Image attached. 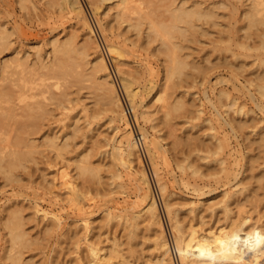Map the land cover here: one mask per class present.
<instances>
[{"label":"rangeland","instance_id":"obj_1","mask_svg":"<svg viewBox=\"0 0 264 264\" xmlns=\"http://www.w3.org/2000/svg\"><path fill=\"white\" fill-rule=\"evenodd\" d=\"M94 1L96 0H80L88 24L93 30V39H96L94 40L97 42L99 46L98 48L101 49V52L103 51L102 53L109 69L111 70V75L116 88L119 91L118 93L120 94L121 101L126 109L127 107L129 108L127 98L124 92H122L120 80L118 78L119 76L116 73L113 61L104 50V43L108 41H116L121 44L124 50L123 58L128 64L124 68L131 69L135 73L137 78L135 84L138 86V89H141V86L143 87L146 79L152 78V80H154L156 89L146 98L145 105H148L151 110V114L155 115L156 119L154 124L156 127L155 129H152L151 122H143L140 119H136L135 122L131 113L128 111L126 113V116L129 117L128 124L117 121L110 122V118L115 117V114L109 109L108 105H106L107 103L104 101L105 98L97 93L99 91L96 92L95 86L91 83V81L89 83L85 77L84 79L81 78V76L80 79L79 77H74L72 74L74 71L73 69V71L66 74V76L58 71L56 72L52 66L55 63L53 60L51 40L56 38L63 41L73 36L75 37V39L73 38L74 41H76L75 43L79 46L85 37L84 32L86 31L77 16L64 13V11L62 12L58 9V0H0V32L4 31L6 36L8 35L6 40L7 47L4 45L6 48L3 47L0 51V77L4 73L6 74V76L4 74L6 79L4 76H2L4 78L1 77L4 80H0V87H10L9 83H12L14 86V83L18 84L19 82L18 85L16 84L14 87L11 86L12 89L18 86L16 87L18 90L15 88V91H20L21 93L25 91L22 93L24 95L23 102L16 100L18 102V105L16 104V110H20L22 104V107L24 104H30L31 107H34L35 105L34 108L37 106H40L41 108V110L38 109L35 119L36 123H38L37 126L40 128L33 127V125L31 126L29 124L25 126L26 128L23 127L20 130H18L17 127H14L15 125H11L10 128L9 125L14 122L11 123L12 120H9L10 124H7L8 127L6 125H4L6 127H3V130H6L7 133L4 134L3 130L2 132L0 131V138L2 136L4 138H7L8 136L9 138L12 135L11 138L13 139L14 134L15 136L18 134L16 137L23 136L20 138L23 139L22 141L25 143L28 138V141L30 142L31 139V142H34L35 145H40L41 143L40 146L34 148V153H29L32 158L27 156L29 160L25 159L22 167H16L15 170H13V176H15L14 178L6 179L0 173V264H10V259L7 256L8 254L6 255L4 253L6 250V253H8V235H6L7 229L5 230L4 222H2L4 220L3 217H5L9 209L11 210L16 207L18 208V211H20V216L22 215L21 218L24 217V219H22L24 224L23 229L26 232V237L28 236L27 239L29 245H25L24 247L21 246L22 248L19 247V250L18 247H16L17 249H13V251L11 250L13 254L16 251H19L20 254L22 253L20 256V263L17 262L14 264H77L75 263L77 262L76 259L82 258L84 261L85 255L82 248H77L76 250L73 243L74 237H71L72 232L75 233V231L80 236L79 228L75 226L77 225V222L75 223V221L79 218V215L76 214L78 212L74 209V205L71 203V205H68L69 203L65 194L60 189L58 176V171L62 169L61 167L66 169L65 171L68 172V175H75V163H78L79 158L82 156L83 158L88 157L87 160L92 165L98 166V169H100V171H98L100 179H96L95 177L91 182L89 180L92 177L84 176L86 178L84 179V177L79 176V179L77 178L78 175L74 176L76 177L74 179L77 183L80 182L78 184L79 188H82L81 182L84 181V186L81 190L84 191L86 188L84 192L87 191L88 193L86 194L84 203L85 208L90 205L86 208V210L89 212L91 211L90 221L94 226H92V233L95 234L97 231L100 233L98 240L102 241L101 246H104L106 250L111 249L113 245H115L117 249V251L114 252L113 257H111L106 264H144L145 261L151 257L154 253L152 245L154 236L152 231H147V229H143L144 227L140 226L136 230L135 239L130 240L127 236L128 233L125 227L117 223L116 220H111L110 224L109 222L106 223L108 224V227L104 224L106 221H103V223L99 222V220L102 221L99 216L102 217V213L110 208L111 205L131 206V204L136 200V172L134 169L128 172L123 167L118 166L119 164L116 165L118 163L116 158H114L111 163L110 160L112 158L110 157H113L111 152L113 153L112 145L114 139L118 140L120 138V134L125 130L127 131L130 129L132 134L138 133V125L143 126L148 131L150 138L154 137V139L159 140L162 147L167 150L164 156L157 158V168L155 171V169L151 168L149 157L146 155V151L143 148L144 145H138V152L141 158L140 163L143 165L149 178L150 187L157 202V209L161 216L166 237L168 242H171V256L174 264L180 263L177 257V251L173 245L174 243L172 242L173 234L172 232L170 233L171 230H169L167 216L163 209L164 207L162 206L160 198L161 192L157 189L158 178H161L160 180L166 184L167 191L176 193L173 198L177 201L185 202L189 199V201H198L203 199L217 200L219 195L221 196L224 189H231L230 186L234 182L232 175L225 177L224 173H221L220 169V171L218 170V168H220V164L215 162V159H225V164L229 167V169H231V173L239 172L236 181L240 180V184L242 183L243 186H246L247 190L242 193L243 196L240 194V199L241 197H244V194H256V197L251 200V202L254 203L251 205L250 202V206L247 203L242 207L243 209L241 211L243 213L241 211V213L239 212L240 217L243 215L241 218H246L244 223L245 226L243 225V227L247 228L249 224L255 223V220L258 219H256V214L258 217H261V223L260 220L259 223L264 224V97L258 98L260 97L258 93L255 92L253 86L249 85V82L251 81L253 83L262 82V84H264V65L258 67L257 60L255 62L253 61L254 59L264 55V50L253 49L254 46L257 45L256 42H258V40H256V34L261 33L264 26L260 25L257 29L252 28L249 30L248 32L250 33H247L251 34V37H249L250 35L247 36L246 32L240 28L244 24L243 12L249 6L251 0H172L173 6L184 4V6L188 8L197 6L198 8L211 9L214 16L212 20L199 21V26L188 29L189 34L187 32L183 33L181 38L178 36L179 38L174 40L177 43H180L178 45H181V48L183 47L181 49L182 53H180H184L187 62L190 64L184 69L181 78L179 76L178 78L173 79L177 84L171 83V81L169 82L170 88L168 87L169 90L167 91L171 94L169 99H177L178 96H182L183 100L186 102V106L183 108L184 110H180L183 113H177L176 111L171 113V116L173 114L174 116L166 117L169 124L161 122L163 113H161V110L159 111L155 109L156 102L154 101L157 95L156 90L160 88L159 86L164 81V61H162L163 54H159L160 50L163 51V47H158L160 46L158 42L154 43L150 41L148 43L151 44L147 43L144 31V28H146V20L142 25V31H140L139 34H136V31L127 28L126 23L119 21L117 10L120 8V5L116 4V0L97 2L99 6L98 13H96L97 15L91 13L93 11L90 3ZM169 1L170 0H134V2H132V7L134 10H137L136 12L144 11V13L141 12L144 15L150 11V17L153 18L154 21L157 20L158 22V20H167L166 17L168 18V13L165 11V8L171 4V1ZM54 3H56V5ZM133 3H135L134 6ZM135 5H138L139 8H136ZM156 7L158 9H156ZM154 8L156 10H153ZM151 9L153 10L152 14ZM162 10H164L163 13L161 12ZM134 15L135 14H133V18ZM146 16L149 17L148 14ZM99 23L101 26H99ZM236 41L244 42L252 49L245 51L236 45ZM155 47L159 51H157ZM224 48H228V50H225ZM232 52H234L237 56H233ZM89 53L90 55L88 58L91 60L94 54L91 49L89 50ZM74 54L71 56L73 57V61H75L76 58V56L74 58ZM16 56L21 59L25 58L24 70H21L20 68H15L14 70L9 67L11 65L13 66L14 62H16ZM10 62L12 64H10ZM41 64L47 65L46 68H48H45V70L43 68V70H41L42 68H39L41 67ZM28 66H31L29 67L30 69ZM85 66L86 65H83V68ZM88 66L89 64L86 67ZM193 66L196 68L194 69ZM8 68L10 69L7 70ZM50 68H53L54 71L50 72ZM28 69L30 71H28ZM35 70H39L40 72ZM2 71L5 72L2 73ZM73 73L76 74L75 71ZM260 73H262L261 76L263 78L260 77V80L258 79V81L255 79V76ZM40 74H43L44 76H41ZM61 74L64 76V80L62 79L63 76ZM25 77H27V80ZM70 77L71 79L74 78V80H69ZM32 78H34V80ZM58 78H61L62 80H59ZM42 79H44V81ZM6 80L8 85L6 84ZM15 80L18 81L16 82ZM68 80L73 84H68ZM76 80H79L80 85H82L81 82L85 83H83V86H80ZM26 81L28 83L24 85ZM61 81L62 83H60ZM3 82H5V84ZM43 83L45 85L44 87ZM63 83H65V85L68 84V88L67 86H64ZM58 84L62 85H59L58 87ZM47 87L48 90H46ZM40 88L41 92H39ZM43 88H45V90ZM58 88H61L62 91L64 90V92H60V95L62 96L58 95L60 91ZM37 89L38 94H36ZM51 89L54 92L51 91ZM221 89L228 94L230 99L225 97H221L219 100L217 99L218 91ZM42 91H46V93H42ZM49 91H51V93H49ZM138 91L143 94L144 87ZM31 93L34 96H32ZM39 93H42L41 96H39ZM96 93L99 94V96ZM27 94L29 96H27ZM50 94H55V96L52 95L54 99ZM47 95H49V97ZM57 95L61 98L58 99ZM46 97L51 103L48 102L49 100L47 101ZM62 97H65V99ZM101 97L102 99L100 100ZM55 98V103H52ZM41 99L42 102L45 101L44 103L46 104H43ZM57 99L61 102L59 103ZM231 99H234L235 106L232 107L233 109H228L226 107ZM211 101L214 103L213 105L209 103ZM255 102L259 103L258 106ZM42 104L46 107H41L43 106ZM237 107L242 108L244 113H235ZM197 109L201 110L200 114H197ZM44 110H47V113L46 111L44 112ZM19 112L21 111H18V116L20 115ZM41 112H43V114ZM22 114L24 115L25 112ZM18 116L17 118L20 119ZM40 116L44 117L40 118ZM196 116L199 117L197 118ZM73 119H79L78 127L80 130L78 129V132H75V134L72 132V126L70 125ZM208 119H210V122H207ZM85 121L88 123L86 124ZM117 124L119 125V130L117 129L118 131L114 129V126ZM231 125H234V129L231 128ZM12 127L14 130H12ZM15 128L17 132H15ZM22 130L24 132H22ZM20 131L22 132V135H19ZM25 131H28L29 133ZM11 132L14 133L12 134ZM54 133L58 137L57 142L59 145L65 144L66 146H62L63 148L60 146V153H63L64 156L59 153V157V154H56L55 151L50 148L47 149V146L41 147L43 146L44 137L47 134L53 135ZM25 134H27V140L25 138ZM72 134L73 136H71ZM210 135H214L218 138L226 136L228 142L227 148L224 149V152H219L218 155L213 154L216 143ZM65 137H67L66 140ZM4 138L0 139V144H6L3 143ZM13 141L14 140L10 141V143ZM23 142H21L20 146L17 145L16 147H18L21 152L24 150L25 152H28V148L26 146L24 147ZM2 144L0 145V149L2 148ZM11 144L14 146V143ZM194 145H196V147ZM198 146H201V148ZM193 147H195V149ZM5 149L3 152L7 150ZM192 149H194V151ZM201 152L203 154H201ZM207 153L209 156H207ZM202 155L206 156L208 159L206 157V159H202ZM2 156L4 157L7 155L4 154ZM200 157L202 161L200 160ZM248 157L252 160H249ZM6 158L7 157H4L1 162L3 167L5 166L4 161H8V158ZM211 159L212 161H210ZM207 160H209V162ZM188 161H192L191 164L198 166L195 167L193 165L197 168V170L199 168L198 173L195 174L196 176L192 175L190 169L188 170L185 166L189 163ZM250 162H252L251 165ZM110 163L114 165L111 167ZM180 164L185 167L183 172L180 169ZM113 167L114 169L116 168V172L119 171L121 173L122 176L120 179L111 177V175L115 173V171H113ZM212 169L215 170V172ZM155 175L158 176V178ZM197 175L199 176L197 177ZM87 180L90 183H88ZM87 188L89 189L87 190ZM254 188L256 190L255 192ZM248 190L250 193H246ZM110 191L112 192L111 194H106L110 193ZM200 195L203 196L200 198ZM111 198L112 200L109 201ZM258 199L263 202L261 201L260 204V200ZM34 203L44 209L46 208L49 211L51 210L53 213L56 212L59 218H61V226L59 225L56 228H51L53 231L49 229L50 227H47L48 229H46V227L43 228L45 226V219H41L39 216H35L32 213L33 209L31 207H33ZM103 205L105 206L102 208ZM20 206L24 209V211L22 209L20 210ZM252 206L256 208L254 209V212H252ZM235 211L236 210L234 209V214H237V211ZM187 215L188 214L184 212V209L180 210L178 213V217L181 220L183 218L184 220H188L189 216L186 217ZM247 218H250V220L248 221ZM252 219L254 222H251L253 221ZM184 220L182 221L184 222ZM98 224L105 225L106 227L102 226L103 228L100 227V230L98 229ZM72 228L74 231H72ZM46 230L48 231L46 232ZM66 230H68V232ZM91 238L96 239V237ZM70 239L71 241L73 240L72 243ZM130 249L133 250L131 251L132 253L130 252ZM244 254L251 255L248 251ZM4 256L8 257L9 261Z\"/></svg>","mask_w":264,"mask_h":264},{"label":"bare ground","instance_id":"obj_2","mask_svg":"<svg viewBox=\"0 0 264 264\" xmlns=\"http://www.w3.org/2000/svg\"><path fill=\"white\" fill-rule=\"evenodd\" d=\"M104 1H110V0H96L94 2H91L90 6H91L92 11H93L91 13H93V14L98 13L99 6H98L97 2H104ZM170 1H171V4L168 5L169 8L168 7L165 8V11L168 13V18L165 15L164 16L166 17L167 20H162V21L158 20V22H157V20L154 21L153 18L150 17V13H149L150 11L147 13L145 12V13H146V15L148 14V16L152 20L143 14L144 11L139 10L140 12H136L137 10H134L132 7V2H134V0H116V4L120 5V8L117 10V15H118L119 21L126 23V26L128 29H132V30L136 31V34H139L140 31H142L141 30L142 25L144 24V21L146 20L145 21L146 28H144L145 29L144 31H145V38L147 39V43L150 41L154 42V43L158 42V44L160 45L158 47H160V48L163 47V51L160 50L159 54H163L162 55L163 56L162 61H164L163 62L164 63V78H163L164 81L159 86L160 88L156 90L157 95H156L154 101L156 102V108L155 109H157L159 111L161 110L162 111L161 113H163L161 122L164 124L169 122V121H167L168 119L166 120V117L174 116V114L171 116V113L176 112V111H177V113L182 112L180 110H182L186 106L185 105L186 102L183 100L182 96H180V97L178 96L177 99L174 98V99L170 100L169 98L171 97L170 96L171 94H169V92H167L170 88L169 82L171 81V83H176V82H174L173 79L178 78L179 76L181 78V75L183 74L184 69L187 66H189V64H190L187 62L186 56H184V53L181 54L182 53L181 49L183 47L181 48V45H178L180 43H177L174 40H177L176 38H179L178 36H180V38H181V35H183V33H186V32L188 33L189 28H195V26L196 27L199 26V21L212 20L213 16H214V13L211 9L198 8L197 6H194L192 8H188V7H185L184 4L173 6L172 0H170ZM54 4L56 5V3H54ZM134 4L135 3H133V6H134ZM135 6H136V8L138 7V5H135ZM57 7L60 11H62V12L64 11V13L77 16V18L79 19V21H81V24L86 29V31L84 32L85 37L83 38V41L81 42V44L79 46L77 43H75L76 42V41H74L75 37H73V36H71L70 38L65 39L63 41L56 39V38L51 40L53 60L55 63L52 66L54 67L56 72L58 71V72H60L66 76V74H69V72H72L74 70L75 73L77 74V76H76V74H74L73 73L74 71H73L72 74L74 75V77H76V78L79 77V79H80V76H81V78L85 77L86 80L89 81V83L91 81V83H93V85L95 86L96 92L99 91L97 93H99L101 96H103V98H105V100L104 99L103 100L106 101V103H107L106 105H108L109 109L115 114V117L110 118V122L117 121V122H125L128 124L129 117L126 116V113L128 111L129 113H131L132 118L135 120V122H136V119H140L143 122H151V128L155 129L156 126L154 124V121H155L156 117H155V115L151 114V110L148 107V105H145L146 98L148 96H150L151 93L156 89V85H155L154 80H152V78L146 79L145 84L144 85L142 84L144 87V91H143V94H141L138 90L143 89V87L141 86V89H138V86L135 84V81L137 80L135 73L131 69L124 68L128 64L125 62V59L123 58V56H124L123 51L124 50H123L121 44L116 42V41H108V42L104 43V48H105L104 50L106 51L108 56L113 61L114 67L116 69V73L119 76L118 78L120 80L122 92H124V94L127 98L129 108L127 107V109H126V107H124V105L121 101L120 94L118 93L119 91L117 90L115 82H114L112 75H111V70L109 69V66H108V64L104 58L103 53H102L103 51L101 52V49L98 48L99 46H98L97 42L95 41L96 39L95 38H94L95 40L93 39L94 33H93V30L91 29L90 25L88 24V21H87L85 14H84L80 0H58ZM156 9H158V8L156 7ZM156 9L154 8L153 10H156ZM153 10L151 9V14H152ZM163 11L164 10H162L161 12L163 13ZM141 12H143V13H141ZM133 14H135L134 18H133ZM243 18H244V24L240 28L246 32L247 36L250 35L249 37H251V34H248V33H250V32H248L249 30H251L252 28L257 29L260 25L264 26V0H251L249 6L243 12ZM99 26H101L100 23H99ZM262 30H261V33L256 34V38H257L256 40H258L259 43L256 42L257 45H255L256 47L254 46V48H253L254 50H264V29H262ZM142 33H144V32H142ZM185 35H187V34H185ZM7 36H6L4 31L0 32V51H1V48L5 47L7 45V42H6ZM180 42H182V41H180ZM148 44H151V43H148ZM236 45L238 47L244 49L245 51H247V50L249 51L250 49H252V48H250V46L248 44H245L244 42L236 41ZM90 49L92 50V52L94 54V56L91 60H89V58H88L90 55V53H89ZM155 49H156V47H155ZM224 49L228 50V48H224ZM157 51H159V50H157ZM72 54H74V58L76 56L75 61H73V57H71ZM232 55L237 56V55H235L234 52H232ZM16 59L17 60H16V62H14V65L13 66L11 65L9 67L13 68L14 70H15V68H20L21 70H24L25 69V67H24L25 66V58L21 59V58L17 57ZM256 60L258 62L257 63L258 67L264 65V55L262 57L254 59L253 61L255 62ZM10 64H12V63L10 62ZM88 64H89V66L86 67ZM83 65H86V66L83 68ZM40 66L41 67H39V68H42L41 70H43V68L45 70L47 65L41 64ZM29 67H31V66H28V68ZM2 68H5V67H2ZM2 68H1V70H2ZM10 68H8L7 70H9ZM193 68L195 69L196 67L193 66ZM29 69H28V71H30ZM54 69L50 68L49 71L50 72L54 71ZM28 71H27V73H28ZM35 71H39V70H35ZM3 72H5V71H2V73ZM18 72H19V70H18ZM39 72H36V73H39ZM4 74L2 76H4ZM33 74H34V72H33ZM7 75H8V73H7ZM45 75H47V74H45ZM261 75H262V73L257 74L255 76V79L258 80L260 77H262ZM5 76H6V74H5ZM41 76H44V75L42 74ZM41 76H39V77H41ZM1 77H0V80L2 78H4V77H2V78ZM71 77L69 78V80H71V81L74 80V78L71 79ZM26 78L27 77H25V79ZM5 79H6V77H5ZM32 79L34 80V78H32ZM62 79L64 80V76ZM62 79L60 78L59 80H62ZM2 80H4V79H2ZM7 80H9V79H7ZM7 80H6V84H7ZM42 80L44 81V79H42ZM83 80H81V81H83ZM172 80H173V82H172ZM30 82H31V80H30ZM55 82H56V79H55ZM77 82L79 83V80ZM77 82H76V84H77ZM3 83L5 84V82H3ZM27 83L28 82L26 81V83H24V85ZM60 83H62V81ZM69 83H71V82L69 81L68 84ZM83 83H85V82H81L82 85H80V83H79V85L83 86ZM11 84L9 83L10 87H4V86H3V88L0 87V131L2 132L3 127H6L7 124H10L9 120L10 121L12 120L11 123L14 122L13 124H10L9 127L11 125L12 126L15 125L14 127H17L18 130H20L23 127L26 128L25 126H27L28 124L31 126L33 125V127L40 128L39 126H37L38 123H36V121H35L37 113H38V109L41 110L40 106H37L36 108H34L35 105H34V107L33 106L31 107L30 104H26V105L24 104V106L22 107V105H23L22 104L21 107L20 106L19 107L23 111L20 108H18L20 110H16L17 109L16 104L18 105L17 101L23 102V100H24L23 96L24 95L22 93H24L25 91L22 93L20 91H15L14 89L18 86H16L14 89H12L11 86H13V84L12 85ZM16 84L14 83V86ZM18 84H19V82H18ZM52 84H53V82H52ZM63 84H64V86L68 85V84L65 85V83H63ZM71 84H73V83H71ZM176 84H173V85H176ZM22 85H23V83H22ZM59 85L60 84H58L57 86L59 87ZM158 85H157V87H158ZM249 85L253 86L255 92L258 93V95L260 96L258 98L264 97V84H262V82L261 83H259V82L253 83L251 81V82H249ZM44 86L45 85L43 83V87ZM48 87L46 90H48ZM41 88L39 89L40 90L39 92H41ZM45 88H43V89L45 90ZM61 88H58L60 90L59 93L57 92L59 96H62V95H60V92L61 93L64 92V90L62 91ZM67 88H68V86H67ZM52 89H51V91H53ZM62 89H65V88H62ZM22 90H23V87H22ZM49 90H50V88H49ZM51 91H49V93H51ZM30 92H32V91H30ZM36 92H37L36 94H38V89ZM44 92L46 93V91H44ZM44 92L42 91V93H44ZM41 94L39 93V96H41ZM99 94H97V95L99 96ZM31 95H32V93H31ZM50 95L52 96L53 94H50ZM65 95H66V93H65ZM27 96H29V95L27 94ZM32 96H34V95H32ZM47 96L49 97V95H47ZM53 96H55V94ZM59 96L57 97L58 99L61 98ZM250 96H252V95H250ZM253 96H254V93H253ZM221 97L229 98L228 94L222 89L218 91L217 99L219 100ZM46 99H47V101L49 100L47 97H46ZM50 99H51V97H50ZM53 99H54V97H53ZM58 99H57V101L59 102ZM63 99H65V97ZM63 99H61V100H63ZM101 99H102V97L100 98V100ZM15 101H16V103H15ZM55 101H56V98H55L54 102H52V103H55ZM208 101H210V100H208ZM41 102H42V99H41ZM44 102L45 101H43L42 103L46 104ZM48 102L51 103L50 100ZM209 103H211V105L214 104V103H212V101ZM258 104L259 103H256L257 106H258ZM44 106L45 105H43L41 107L44 108ZM233 106H235V101H234V99H231L228 102L226 108L231 109ZM189 109H191V108H189ZM34 110L36 111V115H35ZM18 111H21V112H19L20 115L24 112H25V114L18 116ZM45 111L47 113V110H44V112ZM234 111H235V108H234ZM189 112H191V111H189ZM196 112H197V114H200L201 110L197 109ZM236 112L239 114L244 113L242 111V108H238V107L236 108L235 113ZM33 113H34V115H33ZM41 113L43 114V112H41ZM17 116L20 119H18ZM41 117L42 116H40V118ZM78 122H79V119H73V121L70 123V125L72 126L71 130L74 134H75V132H78L77 131L79 129ZM207 122H210V119H208ZM87 123L88 122H86V124ZM228 124H230V123H228ZM4 125H6V126H4ZM233 126L234 125H231L232 129H234ZM118 128H119L118 124L114 126L115 130H117ZM29 129H31V128H29ZM12 130H14L13 127H12ZM137 130H138V133H136V134H132V131L130 129L127 131L125 130L123 133L120 134V138L118 140L114 139V142L112 145L113 153L111 152L113 157L112 156L110 157V158H112L110 160L111 163H112V160L114 158H116V160L118 161V163L116 165L119 164L118 166L123 167L128 172L133 170V169L136 172V178H135V184H136L135 189H136V193H137L136 200L131 204V206L111 205L110 208H108L105 212L102 213V215H103L102 217L99 216V218L102 219V221L99 220V222L103 223V221L104 222L106 221L104 224H106L108 222L110 224L111 220L112 221L116 220L117 223H119L123 227H125V229L127 230V233H128L127 236L129 237L130 240L135 239L136 230L140 226L144 227L143 229H147V231H152L153 236H154V238L152 240L154 253L151 255V257L148 260L145 261L144 264H174L173 258L171 256V247H172V246H170L171 242L169 243L168 239L166 237V233H165L163 225H162L161 216H160L158 209H157V202L155 200V196L153 195L151 187H150L151 185L149 183V178L146 174V171H145L143 165L140 163L141 158H140V155L138 152V145L139 144H142V146L144 145L143 148L146 151V155H148V157H149L151 168L155 169V171L157 168L156 167L157 158H159L160 156H164V154L166 153L167 150L162 147L159 140L154 139V137L150 138L148 131L143 126L138 125ZM15 132H17L16 128H15ZM22 132H24V131L22 130ZM22 132L20 131L19 135H22ZM25 132L29 133L28 131H25ZM6 133L7 132L5 130L4 134H6ZM11 133L13 134L14 132H11ZM173 134H174V132H173ZM7 135H9V134H7ZM25 135H26L25 138L27 140V134H25ZM16 136L14 134L13 139L11 138L12 135H11V137H9L11 139H9L8 136H7V138H4L3 136L1 137V138H4L3 143H6V144L3 145L1 143L2 148L0 149V173L6 179L14 178L15 176H13V173H14L13 170H15L16 167H20V166L22 167L23 161L25 159L29 160L28 157H31V155L29 153L33 152V150H35L34 148L41 145V143H40V145H38V144L35 145L34 142H31V139L29 142L28 141L29 138H28L27 142L25 143L22 141L23 139L20 138L23 136H18V137H16ZM71 136H73V134ZM210 136L214 139V141L216 143L215 144V150H214L213 154L218 155L219 152H224V149L227 148V142H228L226 139V136L222 137V138H218L214 135H210ZM66 139H67V137H65V140ZM187 139H188V137H187ZM12 140H14L13 142H11V143H14V146L10 143V141H12ZM57 140H58V137L56 136L55 133L53 135L47 134L44 137L43 146H41V147L47 146V149L50 148L51 150L55 151L56 154H59L61 147L65 146V144L59 145ZM21 142H23L24 147L26 146L28 148L27 149L28 152H25V150L21 152V150L19 151V148L16 147L17 145L20 146ZM60 143H62V142H60ZM10 146L13 148H11ZM194 146L196 147V145H194ZM8 147H10V148H8ZM195 147H193V148L195 149ZM3 148L7 149V150L5 149L6 150L5 152L6 153L8 152L7 154L5 152H3L4 151ZM199 148H201V146ZM194 149H192V150L194 151ZM202 149H204V148H202ZM64 150H65V148H64ZM3 153L5 155H7L4 157L8 158V161H6V162L4 161V164H5L4 167H3V164L1 163L3 158H4L2 156V155H4ZM203 153H204V151H203ZM203 153L201 152V154H203ZM209 153H210V151H209ZM60 154H59V157H60ZM62 156H64V154ZM202 156L204 157V158L202 157V159L207 158L204 155H202ZM207 156H209L208 153H207ZM80 158L82 159L83 156ZM80 158H79V160L77 159L78 163H75V161H74V163L76 164L75 170H74L76 172V174L74 173L75 175H68V172L65 171L66 169L64 167H61L62 169L59 171L57 170L58 174H59L58 176H59V182H60V189L65 194V197L69 203V204L68 203L67 204L68 205H71V204L74 205V207H75L74 209L78 212L76 214L79 215V218H77V220L75 221V223L77 222V225H75V226H77V228H79L80 236L75 231V233L72 232V235H71V237H74V239L73 238H71V239L74 240L73 243H74L75 249L77 250V248H79V249L82 248V251L84 252L85 256H84V261L82 258V259H76L77 262H75V261L74 262L77 264H106V262L111 257H113L114 252H116L117 249H116L115 245H113V247L111 249L106 250L104 246H101L102 241L98 240L100 237L99 236L100 233H98V231L95 232V234L92 233L93 232V230H92L93 229L92 228L93 223L90 221L91 211L89 212L86 210V208H88V206H90V205L87 204L88 206H86V208H85V203H84V200L86 199V194H88V193H87V191L84 192L86 190V188L84 191L81 190L84 186V184H83L84 181L81 182L82 188L81 187L79 188L78 184L80 182L77 183L76 180L74 179V178H76L74 176H77V175H78L77 178H79V176L80 177L81 176L82 177L88 176V177H92L90 180L88 179L89 181L92 182L95 177H96V179L100 177V176H98V174H99L98 171H100V169H98L99 168L98 166L92 165L87 160L88 157H85L82 160ZM187 158H189V157H187ZM200 160H201V157H200ZM249 160H252V159L249 158ZM207 161L209 162V160H207ZM210 161H212V159ZM191 162L187 163L185 166L188 168V170L190 169L192 175H195L198 173L199 168L197 170V168H195V167H198V166L191 164ZM215 162L220 164V166H219L220 168H218V170L220 169L221 173H224L225 177L232 175V179L234 180V182L232 181L233 183L230 186L231 189H229V190L224 189L222 191L221 196L218 194L219 198L217 196V198H218L217 200L203 199V200H198V201L195 200L196 201L195 202V201H189L190 200L189 199L188 201H185V202L184 201H182V202L177 201L173 198V196L176 193H174L172 191H167L166 184L162 180H160L161 178H158V176L155 175L158 178V181L156 180L157 186H158L157 189L159 190V192H161L160 198H161L162 206L164 207L163 209H164L165 214L167 216V220H168V224H169L168 225L169 230H171L170 233L172 232V234H173V237H172L173 241L172 242L174 243L173 244L174 248L177 251V254H178L177 257L179 259V263L180 264H264V224L263 223L260 224L261 223V220H260L261 217L260 216L258 217V215L256 214V219L257 218L258 219L255 220V223H252V224L248 223L249 225L246 224V225H248L247 228L246 227L244 228L243 225L245 223L246 218H241L243 215L241 217L239 215V212L243 209L242 207L245 206L247 203L249 205L252 198L254 199L256 197V194L255 195L250 194L252 197L249 194H247V195L244 194V197H241V199H240V194H241V196H243L242 193L247 189H246V186H243L242 183H241L242 185L240 184V180L236 181L237 175H239L238 174L239 172L231 173L232 172L231 169H229V167L225 164V159H221V158L215 159ZM252 162H250V165ZM67 163H68V161H67ZM74 163H73V165H74ZM183 163H182V165H183ZM112 165H114V164H111V167H112ZM182 165L180 166V169L183 172L185 167ZM215 165H216V163H215ZM65 166H67V165H65ZM212 168L215 169L214 167H212ZM113 169H114V167H113ZM115 169L113 171H115ZM250 169H252V168H250ZM185 171H187V170H185ZM213 171L215 172V170H213ZM199 173H201V172H199ZM240 174H241V172H240ZM121 176L122 175L119 171L118 172L115 171V173H113L111 175V177L117 178V179H120ZM198 176L199 175H197V177ZM216 176H218V175H216ZM84 179H86V178L84 177ZM99 179H98V181H99ZM88 180H87V182H88ZM156 181H154V182H156ZM229 182H231V181H229ZM88 183H90V182H88ZM88 189L89 188H87V190ZM255 191L256 190L254 188V192ZM210 192H207V193H210ZM247 192L250 193L249 190L246 191V193ZM111 193L112 192L110 191V193H106V194H111ZM97 195H98V193H97ZM25 196H26V194H25ZM201 196H203V195H200V198H201ZM262 196H263V194H262ZM88 199H90V198H88ZM9 200H11V199H9ZM34 200H35V198H34ZM90 200H88V201H90ZM111 200H112V198L109 201H111ZM258 200H260V199H258ZM261 201L262 200H260V204H261ZM253 203L254 202H251V205ZM106 204H107V202H106ZM13 206H15V205H13ZM104 206L105 205H103L102 208ZM29 207H30V205H29ZM254 207H253V211L251 208L252 212H254V209H256ZM31 208L33 209L32 213L35 216H39L41 219H45L46 222L44 221L45 226L43 228L46 227V229H48L50 227L49 229L52 230L51 228H56L60 225V219L61 218H59V216L56 214V212L53 213L51 210L49 211L46 208L44 209L43 207H41L35 203H34L33 207H31ZM21 209H22V207L20 208V210ZM183 209H184V212H186L188 214L186 217L189 216L188 220H184V218L182 219V220H184V222L181 219H179V217H178V213L180 212V210H183ZM234 209L237 211V214L236 213L234 214ZM22 210L24 211V209H22ZM23 211H22V213H23ZM19 212L20 211H18L17 207L13 208L11 210L9 209L7 211L5 217H3L4 220L2 221V222H4L5 230L7 229L6 235H8V237H7L8 253H6L7 250H6V252H4V251L3 252L6 255L8 254L7 256L10 259V264H14L17 262L20 263L19 262L20 258H21L20 256L22 254V253L20 254L19 251H16L13 254L11 252V250L13 251V249H15L16 247H18V250H19L20 249L19 247H21V246L24 247L25 245L26 246L29 245L28 239H27L28 236L26 237V232L23 229L24 224L22 222V219H24V217L21 218L22 215L20 216ZM247 217H250V216H247ZM247 220L249 221L250 218H247ZM259 220H260V223H259ZM248 221H246V222H248ZM251 222H254V220ZM114 223H116V222H114ZM73 225H74V223H73ZM106 225L108 227V224H106ZM102 226H105V225H99L98 229L101 230V228H103ZM47 231L48 230H46V232ZM66 231L68 232V230H66ZM72 231H74V229ZM91 237H96V239H92ZM71 239H70V241H71ZM72 241H71V243H72ZM71 245H73V244H71ZM131 251H133V250L130 249V252ZM246 251L251 253V255H245L244 253ZM10 253H12V254H10ZM4 257H6V256H4ZM8 257H6V258L8 259ZM9 259H8V261H9ZM3 262H4V260H3ZM22 263H23V261H22ZM132 264H135V263H132Z\"/></svg>","mask_w":264,"mask_h":264}]
</instances>
